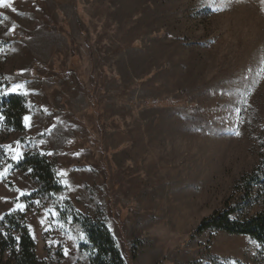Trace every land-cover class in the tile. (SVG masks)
I'll list each match as a JSON object with an SVG mask.
<instances>
[{"label":"rangeland","instance_id":"374dc122","mask_svg":"<svg viewBox=\"0 0 264 264\" xmlns=\"http://www.w3.org/2000/svg\"><path fill=\"white\" fill-rule=\"evenodd\" d=\"M8 2L0 217L24 215L38 260L89 264L79 216L104 223L124 264H264V242L197 232L227 208L237 222L264 213V79L243 101L264 59L256 0L220 13L202 0ZM9 96L30 117L22 131L6 122ZM26 156L51 164L59 191H44Z\"/></svg>","mask_w":264,"mask_h":264},{"label":"trees","instance_id":"16d2710c","mask_svg":"<svg viewBox=\"0 0 264 264\" xmlns=\"http://www.w3.org/2000/svg\"><path fill=\"white\" fill-rule=\"evenodd\" d=\"M1 108L6 122L14 129L22 131L25 111L22 98L9 96L1 101ZM20 164L31 168L32 175L42 185L44 191L60 190L51 164L45 159L39 156H26ZM239 193L246 194L247 190L241 188ZM231 213L230 208L213 213L200 223L197 232L216 229L232 235H248L259 242H264V213L243 222L231 220ZM78 218L86 232L90 247L89 264H124L104 223L88 217L78 216ZM0 264H44L36 257L34 241L22 214H8L0 220Z\"/></svg>","mask_w":264,"mask_h":264},{"label":"snow or ice","instance_id":"6c2138e0","mask_svg":"<svg viewBox=\"0 0 264 264\" xmlns=\"http://www.w3.org/2000/svg\"><path fill=\"white\" fill-rule=\"evenodd\" d=\"M244 2H246V0H202V6L208 7L210 12H212V13H220V12H224V11L229 10L234 4H239V3H244ZM256 2L258 3V5L260 7L261 13L264 14V0H256ZM0 7H12V5H11V3L8 2V0H0ZM12 10L15 11L14 8ZM5 19H6V17H5ZM12 31H14V29H9V32H12ZM260 64H261L260 72L257 73L258 78L253 79L252 83H251V87L243 93V101L245 104L248 103V97L251 95L252 90L260 83L261 79H264V59H262L260 61ZM245 79H247V77H245ZM22 89H23L22 85H15L14 87L8 89L7 92H4L2 94L7 95L9 92L14 93V92H17V91L22 90ZM23 94L27 95V92H24ZM237 111H239V109ZM23 119H24L25 127L26 128L29 127L30 126V117L25 116ZM235 135L238 137L241 135V133L238 130H236ZM5 150H6L7 154H11L12 160L18 161V160L22 159V153L20 152L19 147L12 148L11 146H5ZM51 154L52 153H48V155H51ZM10 167L11 166L6 167V168H4L3 171H0V179H3L6 177ZM58 175L65 176L66 173L60 172V173H58ZM19 195L24 196V195H26V193L23 191H20ZM16 209L23 211L24 205L17 203ZM0 219H2V217H0ZM41 223H43V221H41ZM65 254L67 255V251L65 252Z\"/></svg>","mask_w":264,"mask_h":264}]
</instances>
